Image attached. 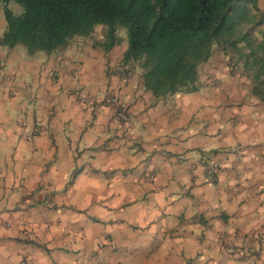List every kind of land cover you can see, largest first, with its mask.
<instances>
[{
	"label": "crops",
	"instance_id": "1",
	"mask_svg": "<svg viewBox=\"0 0 264 264\" xmlns=\"http://www.w3.org/2000/svg\"><path fill=\"white\" fill-rule=\"evenodd\" d=\"M259 4L264 10V0ZM6 29L0 4V36ZM117 34L109 51L95 46L105 30L51 53L0 46V71L14 78L0 83V153L7 144L22 167L47 161L40 175L51 176L49 192L30 193L20 205L34 203L3 214L66 245L58 249L65 257L59 264H264V103L250 79L215 50L199 69L198 90L156 98L144 86V71L124 64L129 44ZM75 90L93 104L81 105ZM109 94L127 101L129 123L102 105ZM114 124L121 127L100 147L110 146L109 156L125 147L134 156L151 150L145 160L92 174L73 169L75 182L63 183L53 170L59 153L74 146L79 152L86 136L112 132ZM137 125L147 135H129ZM209 161L219 164L212 180Z\"/></svg>",
	"mask_w": 264,
	"mask_h": 264
},
{
	"label": "trees",
	"instance_id": "2",
	"mask_svg": "<svg viewBox=\"0 0 264 264\" xmlns=\"http://www.w3.org/2000/svg\"><path fill=\"white\" fill-rule=\"evenodd\" d=\"M23 8L13 15L8 3ZM7 29L0 46H23L29 54L65 48L75 38L93 36L111 50L118 30L127 32L124 64L143 73L156 98L199 89V69L215 50L241 69L252 94L264 103V10L259 0H2Z\"/></svg>",
	"mask_w": 264,
	"mask_h": 264
},
{
	"label": "clouds",
	"instance_id": "3",
	"mask_svg": "<svg viewBox=\"0 0 264 264\" xmlns=\"http://www.w3.org/2000/svg\"><path fill=\"white\" fill-rule=\"evenodd\" d=\"M0 4H2V0H0ZM7 7L12 10L13 15L23 13V8L14 2L8 3ZM120 127L119 124H114L112 132H97L86 136L84 142L79 145V152L75 150V146L68 152L62 150L59 153V158L54 161L53 170L57 168L60 170L63 183H67L70 178L75 182L76 178L72 177L73 169H80L87 174H92L97 169L111 171L117 168L123 169L140 165L151 150L145 155L134 156L125 147L121 148L119 153L109 156L108 149L110 146L100 147L104 144V140L115 135V129ZM132 134L147 135L139 128V125L135 129H129V135ZM156 135H160V133H156ZM97 136L101 137L98 141ZM93 146L96 150H93ZM86 148L89 150L85 151ZM46 165L47 161H43L39 166L22 167L19 155L14 158L7 144L3 153H0V223L8 221L9 225L0 227V264H59L65 259L64 256L60 255L58 249L66 245L58 243L52 239V236L43 234L41 230L34 231V224H13L8 215L3 214L4 209H12L18 206L26 208L29 203H34L35 200H29L20 205L22 197H27L30 193L35 192V196L40 197L50 191L47 187V181L51 179V176L40 175ZM79 175L80 173L77 172V176ZM40 183L45 184L43 193L35 191ZM93 183L95 188L101 187L100 184ZM151 187L154 186L146 185L145 190ZM111 194V192L108 193V195ZM96 195L99 199L106 200V197L101 196L99 192ZM161 198L162 194L155 197L157 201ZM24 228H27L26 232L23 231ZM17 237L20 238L19 241H17ZM48 249L51 250L50 254Z\"/></svg>",
	"mask_w": 264,
	"mask_h": 264
},
{
	"label": "built area",
	"instance_id": "4",
	"mask_svg": "<svg viewBox=\"0 0 264 264\" xmlns=\"http://www.w3.org/2000/svg\"><path fill=\"white\" fill-rule=\"evenodd\" d=\"M120 70L124 72L125 79L130 78L129 72H127L122 66L118 67V71ZM10 80H13L12 76H9L7 73L0 72V82L6 83ZM73 95L75 99L83 106H90L91 104H93V99L89 96H86L81 90H75ZM102 105L113 108L116 111V119L123 122L124 124L129 123L131 121L129 104L120 96L115 94L106 95L105 98L102 100ZM205 170L207 179L212 180L215 178L216 173L219 170V164L214 161H209L205 165ZM154 178V175L149 174L145 177V180L151 182L154 180ZM229 252L235 253V250L229 249Z\"/></svg>",
	"mask_w": 264,
	"mask_h": 264
},
{
	"label": "rangeland",
	"instance_id": "5",
	"mask_svg": "<svg viewBox=\"0 0 264 264\" xmlns=\"http://www.w3.org/2000/svg\"><path fill=\"white\" fill-rule=\"evenodd\" d=\"M16 4V3H15ZM104 28L102 27V26H98V27H96V30H95V32H94V35H99V34H101L102 32H104V30H103ZM118 33H120V34H122V35H124V36H127V32H126V30H124V29H122V28H119V30H118ZM92 39V37L90 36V37H86V38H81V37H78V38H75V39H73L72 41L73 42H78V41H90ZM126 41L128 42V38H126ZM221 54H220V52H219V54H218V56H220ZM232 68V67H231ZM233 70H236V68H232ZM1 73L3 72V73H5L4 71H0ZM14 79V78H13ZM0 83H5V82H0Z\"/></svg>",
	"mask_w": 264,
	"mask_h": 264
}]
</instances>
